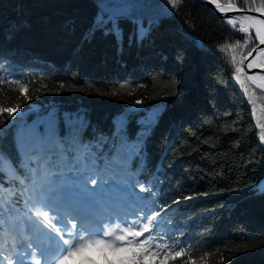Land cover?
Instances as JSON below:
<instances>
[{
  "label": "trees",
  "instance_id": "trees-1",
  "mask_svg": "<svg viewBox=\"0 0 264 264\" xmlns=\"http://www.w3.org/2000/svg\"><path fill=\"white\" fill-rule=\"evenodd\" d=\"M216 1L264 13V0ZM111 2L132 5L138 22L152 26L146 53L135 39L121 46L135 31L130 20L120 21L119 43L89 34L96 0H0V106L20 105L13 117H0V151L16 161L11 121L31 124L51 111L84 119L83 137L103 138L97 151L105 155L120 135L142 140L130 165L134 194H150L139 192L147 179L157 205H171L166 242L184 253L167 264H264V194L256 191L264 183V91L244 70L257 38L195 0L174 9L167 0ZM18 12L25 20L13 28ZM133 58L137 72L118 68ZM59 128L63 134V119ZM19 175L5 163L0 196L20 199Z\"/></svg>",
  "mask_w": 264,
  "mask_h": 264
},
{
  "label": "snow or ice",
  "instance_id": "snow-or-ice-1",
  "mask_svg": "<svg viewBox=\"0 0 264 264\" xmlns=\"http://www.w3.org/2000/svg\"><path fill=\"white\" fill-rule=\"evenodd\" d=\"M181 2L167 0L173 9ZM96 7L90 35L102 31L113 35L119 43L122 41L120 21L130 20L136 25L130 43L133 39L142 42L149 36L152 26L138 22L131 12L132 5L96 0ZM225 20L237 31L249 33L248 28L238 26L237 17L225 16ZM258 23L264 24V20ZM256 31L259 43L264 44V35L259 29ZM252 66L249 63L248 67ZM236 79L239 80L238 75ZM59 87L63 89L64 83L60 82ZM20 91L30 102L27 88ZM19 108V104L0 106V117L7 113L11 118ZM61 119L63 134L59 128ZM18 120L19 117L11 121L16 125L17 160L0 151V173L4 172L6 162L13 171L22 170L18 179L20 199L0 196V241L11 237L17 254L13 258L15 264H32L31 258L37 253L43 264H49L47 257L53 252L56 258L51 264L73 261L98 264L92 253H99L104 264H167L169 259L184 254L182 249L175 251L166 242L172 223L167 214L171 205H157L155 195L145 186L147 179L139 182V192L150 194H134L138 177L130 165L133 157L139 155L142 140L133 144L120 135L105 155L103 150L97 151L102 143L106 146L103 138L93 143L83 137L86 121L79 115L61 117L51 111L31 124H19ZM4 181L11 183L7 173ZM8 191L12 197L17 195L11 188ZM256 191L264 194V183ZM161 239H165L164 245L159 243ZM109 254L116 259H109ZM41 260L35 264H41Z\"/></svg>",
  "mask_w": 264,
  "mask_h": 264
},
{
  "label": "water",
  "instance_id": "water-1",
  "mask_svg": "<svg viewBox=\"0 0 264 264\" xmlns=\"http://www.w3.org/2000/svg\"><path fill=\"white\" fill-rule=\"evenodd\" d=\"M197 3L202 5L211 11L215 16H217L220 20L226 21L225 16L227 17H237V21L244 22L246 19H258L264 20V13L256 12L252 10H243L237 8L235 6H226L215 0V3L211 2V0H195ZM218 6V7H217ZM223 8L225 11L221 12L219 9ZM252 33L257 38L256 32L252 29ZM258 45L248 54L245 62H244V70L246 72L247 77L250 80V76L256 75L259 77H264V65H260L257 62V57L264 50V44L259 43V39L257 38ZM249 63L253 66L251 68L248 67Z\"/></svg>",
  "mask_w": 264,
  "mask_h": 264
},
{
  "label": "bare ground",
  "instance_id": "bare-ground-1",
  "mask_svg": "<svg viewBox=\"0 0 264 264\" xmlns=\"http://www.w3.org/2000/svg\"><path fill=\"white\" fill-rule=\"evenodd\" d=\"M32 7V6H31ZM23 20H25L24 19V17H23ZM22 19H20L19 17H17L16 18V20L13 22V28L14 27H16V26H18V25H20L22 22ZM258 19H252V20H250V19H246L245 21H244V23L250 28V29H254L255 30V32H256V35H257V29H259L260 30V34H262V35H264V24H260V23H258ZM257 38L259 39V37H258V35H257ZM130 45H132L131 43H123L121 46L126 50L127 48H130ZM147 45H148V42L147 41H142L141 43H140V46H139V51H140V53H146L147 52V50H146V48H147ZM262 56H264V50H263V52H261L260 53V55H258V57H257V62H259L260 61V59H261V57ZM136 63V59H131V61H130V59H128V61H126L125 63H120V66H118V68H120V70H125L126 72H128V73H131V72H137V70L135 69L134 70V67H135V64ZM122 66H124V67H122ZM250 81L258 88V89H261V90H264V80H263V78L262 77H259V76H256V75H252V76H250ZM37 255H34V258L36 257ZM31 260H32V264H34L35 263V261L36 260H33L32 258H31ZM37 260H39V259H37Z\"/></svg>",
  "mask_w": 264,
  "mask_h": 264
},
{
  "label": "rangeland",
  "instance_id": "rangeland-1",
  "mask_svg": "<svg viewBox=\"0 0 264 264\" xmlns=\"http://www.w3.org/2000/svg\"><path fill=\"white\" fill-rule=\"evenodd\" d=\"M21 11V10H20ZM18 13H20V14H18ZM17 14V16L16 17H19L20 19H22V23H24V20H23V15H22V13L21 12H18ZM37 13H39V14H41L40 12H37ZM241 24H242V26L241 27H245V28H248L250 31H252V29H250L244 22H241ZM263 80H264V78H263ZM16 257V256H15ZM7 258V257H6ZM14 259H12L11 260V262H12V264H14ZM70 264H76V262L75 261H73V262H70Z\"/></svg>",
  "mask_w": 264,
  "mask_h": 264
}]
</instances>
